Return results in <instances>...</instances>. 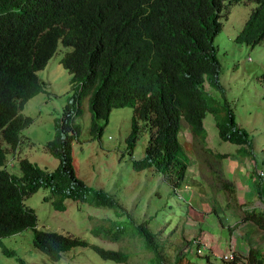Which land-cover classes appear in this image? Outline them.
<instances>
[{"label": "trees", "instance_id": "trees-1", "mask_svg": "<svg viewBox=\"0 0 264 264\" xmlns=\"http://www.w3.org/2000/svg\"><path fill=\"white\" fill-rule=\"evenodd\" d=\"M232 1L236 0H0V238L30 227L32 245L51 260L72 246L87 244L78 236L36 228L34 210L24 203L39 187L49 189L54 195L51 204L59 210L64 209L65 197L86 199L89 188L76 176L71 156V142L79 133L72 115L78 108L72 112L68 102L63 105L52 136L44 143L45 150L57 159L52 169L20 156L16 160L19 172L10 173L1 144L3 141L9 150H16L20 131L32 120L21 112L22 106L44 89L36 71L46 64L58 41L70 47L59 59L70 74L69 81L80 86V93H89L88 130L92 136L100 135L110 109L123 105L132 107L124 138L127 152H131L138 132L146 127L149 130L144 154L131 161L133 169L151 166L174 189L180 187L187 171L179 139L180 121L203 143L206 112L213 115L219 138L239 145L248 143L246 131L235 126L228 103H219L202 87L205 80L223 92L213 38L220 30V10ZM256 1L233 37L236 42L252 46L264 38V0ZM222 110L225 117L219 120L217 113ZM240 148H236L238 154H244ZM219 179L221 188L233 199V182ZM88 199L98 206L115 205L102 189H93ZM263 214V210L252 208L242 212V219L263 227ZM135 229L144 237V251L159 256L146 221L135 224ZM90 232L109 240L128 239L124 227L113 221L93 225ZM91 247L104 259L125 262L128 258L119 248ZM253 252L257 249L249 247V260L254 258ZM175 255L173 264L181 263L183 253ZM237 256L235 253L229 263L234 264Z\"/></svg>", "mask_w": 264, "mask_h": 264}, {"label": "rangeland", "instance_id": "rangeland-1", "mask_svg": "<svg viewBox=\"0 0 264 264\" xmlns=\"http://www.w3.org/2000/svg\"><path fill=\"white\" fill-rule=\"evenodd\" d=\"M250 5L236 1L223 9L221 28L213 38L222 94L202 82L206 93L219 103L223 100L228 103L235 126L247 132L248 143L239 145L219 138L210 112L202 118L203 143H199L181 122L179 136L188 165L179 191L151 166L140 170L131 167L132 159L144 154L149 130L141 129L132 151L127 152L124 138L130 128V105L112 107L100 135L89 133L88 94H78V89L69 81L70 74L59 59L70 47L57 42L46 64L36 71L44 89L22 106L21 112L32 120L20 131L16 150H9L3 141L1 144L10 160L24 156L41 167L52 169L57 159L45 150L44 143L52 136L54 120L60 116L63 105L68 102L72 112L78 108V113L72 115L79 133L71 142V156L76 176L89 188L86 199L65 197V208L59 210L50 202L54 195H50L49 189L39 187L25 197L24 203L34 210L36 228L78 236L87 244L72 246L62 251L57 260H51L32 245L33 229L26 227L0 238V264H173L176 252L184 255L179 259L182 264L186 260L200 264H230L221 258L222 253L230 250L228 241L233 227L227 226L234 224V218H240L243 208H264V190L259 189L264 185V81L260 79L264 73V38L253 46L233 39ZM224 117V110L217 113L219 120ZM238 147H241L240 152L247 150V154H238ZM216 153L226 155L220 158ZM234 156H239L241 161L236 163ZM7 168L19 172L16 163ZM258 168L263 171L261 177L256 176ZM220 175L234 185L243 184V193L242 188L236 186L235 191L244 196L245 202L232 199L224 192ZM93 189L106 191L115 205L106 207L89 202ZM143 220L153 234L151 244L159 256H153L152 250L144 251V237L135 229V224ZM107 221L123 226L127 233L125 238L129 240H109L90 232L93 225H105ZM245 238H236L233 233L230 239L231 248L240 255L234 264H246L247 246L251 241L247 243ZM92 244L119 248L128 253V258L125 262L101 258ZM142 250L145 253L141 254ZM258 250L262 252L260 244ZM253 254L262 261L259 252Z\"/></svg>", "mask_w": 264, "mask_h": 264}, {"label": "clouds", "instance_id": "clouds-1", "mask_svg": "<svg viewBox=\"0 0 264 264\" xmlns=\"http://www.w3.org/2000/svg\"><path fill=\"white\" fill-rule=\"evenodd\" d=\"M236 1H241V3H243V4H245V3H251V5H250V7L247 9V11H246V15H245V17H244V19H243V23H244V21L248 18V16H249V14H250V12H251V10L257 5V1L256 0H236ZM236 1H232V2H230L229 4H230V6H231V4L232 3H235ZM228 3H226L224 6H223V8L220 10V16H219V20H220V22L222 23V21H221V13H222V10L223 9H225L228 5H229ZM252 4H254L253 5V7H252ZM243 23H242V25H241V27L243 26ZM240 27V28H241ZM220 28H221V26H220ZM239 28V29H240ZM218 33V32H217ZM216 33V34H217ZM237 33V32H236ZM235 33V34H236ZM215 34V35H216ZM263 39V38H262ZM261 40V39H260ZM259 40V41H260ZM258 41V42H259ZM257 42V43H258ZM244 43V42H243ZM244 44H246V43H244ZM256 44V43H255ZM249 46H251L250 44H248ZM253 46V45H252ZM62 66V65H61ZM66 70V69H65ZM262 74H264V73H261V75H260V79H262ZM263 80V79H262ZM205 81V80H204ZM206 82V81H205ZM207 83V82H206ZM74 85H75V87L78 89V94L80 93L79 92V90H80V86L78 85V87H77V83H74ZM44 87V86H43ZM263 89H264V86H263ZM82 93H87L88 95H89V93L88 92H82ZM229 108L231 109V107L229 106ZM232 110V109H231ZM181 122H183V123H185V121H183V120H181L180 121V126H181ZM138 123L140 124V121H138ZM185 126H186V128H187V130L190 132V130H189V128L187 127V125H186V123H185ZM239 127V126H238ZM147 128V127H146ZM240 128V127H239ZM180 130V129H179ZM191 133V132H190ZM247 133V132H246ZM192 134V133H191ZM193 135V134H192ZM179 139H181L180 138V136H179ZM182 143V142H181ZM132 151V150H131ZM244 154H247V150H244ZM226 154H224V156H225ZM241 155H243V154H241ZM20 157V156H19ZM24 157V156H23ZM221 157H223V156H221ZM220 157V158H221ZM235 157H237L236 159H235V161H236V163L238 162V161H241L240 160V157L239 156H234V158ZM11 158H9L8 156H6V164L7 165H9V166H11L12 165V163H16V160L17 159H15V160H10ZM28 159V158H27ZM242 159V158H241ZM29 160V159H28ZM243 160V159H242ZM31 161V160H30ZM10 162V163H9ZM33 162V161H32ZM35 163V162H34ZM36 164V163H35ZM188 165V164H187ZM251 166V165H250ZM250 168H252L251 170H253V167L251 166ZM187 169V168H186ZM8 170H11V169H8ZM242 171V170H241ZM10 173H16L15 171L14 172H12V171H10ZM256 173V172H255ZM255 173H254V176H255ZM259 175V177H261L262 175H263V171L260 169V168H258V170H257V175L256 176H258ZM221 176V175H220ZM255 176V177H256ZM221 177H223V176H221ZM259 177H257V182L258 183H260V181H259ZM184 178V177H183ZM225 178V177H224ZM226 179V178H225ZM181 182H182V180H181ZM234 184V183H233ZM239 184H241V183H239ZM238 183H237V185H239ZM242 185V191H241V193H243V189H244V187H243V184H241ZM259 187V186H258ZM179 188V187H178ZM178 188H176L178 191H179V189ZM176 189H174V190H176ZM234 189H235V185H234ZM259 189L260 190H264V185H262L261 187H259ZM51 195V194H50ZM234 198L236 199V196H235V190H234ZM240 196V200H237V201H239V202H245L244 201V196L241 194V195H239ZM68 198V197H67ZM25 199V198H24ZM64 199V198H63ZM71 199V198H70ZM51 202V201H50ZM62 202H63V200H62ZM64 204V203H63ZM64 208H65V205H64ZM252 208H256L255 206H252V207H250V208H243L242 209V212L244 211V210H251ZM258 209H260V210H263L264 211V208H258ZM242 212H241V215H240V218H234V222H235V220L236 219H238L239 220V223L238 224H236L237 225V228H236V230L237 229H240V228H243V226L242 227H239L241 224H242V222L241 221H246L247 223H250V222H252L255 226H256V228L255 229H253V231L257 234V235H259L260 236V238L258 239V238H255L254 240H256V242H258V243H260L262 240H264V225H263V227H259L257 224H255L252 220H243L242 219ZM263 220H264V214H263ZM250 221V222H249ZM229 226H227V228H228ZM228 230V229H227ZM237 232H240L239 230H237ZM250 234H252L251 233V230L250 231H248ZM240 236V235H239ZM243 237H245L244 235H242ZM237 237V236H236ZM241 237V236H240ZM230 238H232V236L230 237ZM261 245V247L262 246H264V245H262V244H260ZM230 247V250L229 251H231L232 252V258H229V259H225V258H222V255L223 254H226V253H228V252H224V253H222L221 254V258L223 259V260H230V259H233L234 258V251L233 250H235L234 248H231L232 247V245H230L229 246ZM249 247H251V248H253V249H257V252H259L260 253V257L262 258V263L264 264V252H261V251H259L258 250V248L257 247H253V246H248L247 247V254H248V248ZM261 250L262 251H264V249L263 248H261ZM247 254H246V256H247ZM256 254H254V256H255ZM247 258H248V256H247ZM247 264H248V262H247Z\"/></svg>", "mask_w": 264, "mask_h": 264}, {"label": "crops", "instance_id": "crops-1", "mask_svg": "<svg viewBox=\"0 0 264 264\" xmlns=\"http://www.w3.org/2000/svg\"><path fill=\"white\" fill-rule=\"evenodd\" d=\"M235 186H236V188L238 189V187H240V188H242V185L241 184H239V185H237V184H235ZM235 196H236V199H238V200H240V196L236 193V191H235ZM242 222V224L239 226V227H242L243 226V228H240V229H237V230H239L240 232H237V230H236V228H237V225L236 224H238L239 223V220L238 219H236L235 220V222H233L234 224L232 225V226H229V227H233V230L231 229V234L230 235H232L233 236V233H235L236 234V236H241V237H243L242 235H244L246 238H245V242H247V243H249V241H251V244H248V246H253V247H257L258 248V245L259 244H262V245H264V242H260V243H258V242H256V240H254L255 238H260V236L259 235H257L254 231H253V229H255L256 228V226L252 223V222H250V223H247L246 221H241ZM251 230V233L252 234H250L248 231H250ZM237 238V237H236ZM231 238L229 237V241H228V246H230L231 245V243H232V241L230 240ZM243 239V238H242ZM247 246V247H248ZM261 248H263L264 249V246H262ZM236 252H239V251H237L236 249H235V253ZM262 252H264V251H262ZM258 253V252H257ZM260 254V253H259ZM206 260L208 261V257H206ZM246 262V264H247V262H251V264L252 263H256V264H263L262 262H261V259L259 258H256L255 256H254V258L252 259V260H249V258H247V261H245ZM185 264H200V263H198V262H192V261H190V260H186L185 261Z\"/></svg>", "mask_w": 264, "mask_h": 264}, {"label": "built area", "instance_id": "built-area-1", "mask_svg": "<svg viewBox=\"0 0 264 264\" xmlns=\"http://www.w3.org/2000/svg\"><path fill=\"white\" fill-rule=\"evenodd\" d=\"M222 258H225V259L232 258V252H231V251H229L228 253H226V254H223V255H222Z\"/></svg>", "mask_w": 264, "mask_h": 264}]
</instances>
